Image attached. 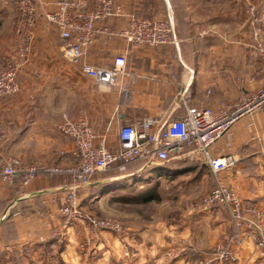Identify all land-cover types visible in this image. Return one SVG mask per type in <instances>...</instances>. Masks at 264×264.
<instances>
[{"label": "crops", "instance_id": "obj_1", "mask_svg": "<svg viewBox=\"0 0 264 264\" xmlns=\"http://www.w3.org/2000/svg\"><path fill=\"white\" fill-rule=\"evenodd\" d=\"M113 1L122 15L96 23V28L106 31L97 34L83 58L84 63L109 68L116 57H124L127 75L116 78L110 87L97 84L81 74L79 66L68 63L58 30L41 12L37 14L27 58L16 77L19 91L0 100V171L11 156L25 164L73 166L71 140L57 130L64 117L86 121L98 136L105 137L106 147L114 150L123 125L160 113L167 121L183 117L179 89H187L189 106L217 108L234 103L264 81V61L255 57L235 0ZM130 16L168 17L177 47L129 45L119 32ZM13 20L12 4L0 0V63L23 42L13 30ZM211 151L215 156L234 157L236 164L221 172L220 178L243 202L264 212V116L242 119ZM212 180L209 190L215 187ZM69 183L67 175L38 177L26 186L0 178V264L26 258L37 263L67 258L78 229H69L64 238L52 235ZM93 185L91 180L88 188ZM86 188H80V196H85ZM182 222L186 224L178 229L172 225L170 233L158 231L155 240L162 237L158 233L171 236L169 241L183 237L193 249H211L217 241L237 242L225 207L194 212ZM139 236L141 249L149 239L145 234ZM205 262L222 264L212 256ZM135 264L148 262L139 257ZM227 264H264V260L253 242L245 239L236 246V261Z\"/></svg>", "mask_w": 264, "mask_h": 264}, {"label": "built area", "instance_id": "obj_2", "mask_svg": "<svg viewBox=\"0 0 264 264\" xmlns=\"http://www.w3.org/2000/svg\"><path fill=\"white\" fill-rule=\"evenodd\" d=\"M17 12L16 34L23 42L0 63V100L18 93L17 74L26 61L28 42L32 38L35 18L41 12L44 19L58 30L63 42V57L81 74L97 84L113 86L115 79L127 75L125 59L118 56L109 68L95 67L84 63L86 49L98 33L105 28H96L98 21H105L122 15V9L113 0H10ZM251 27V47L255 55L264 61V44L260 39L258 23L260 17L254 6H248ZM119 36L135 47L155 48L167 44L177 47L173 23L167 17L130 16ZM27 41V44H23ZM177 99L185 108V115L170 121L157 114L142 119L137 124L120 127L116 149L105 145V137L98 136L84 120L72 121L64 117L57 130L71 140L70 156L76 161L73 166L25 164L20 158L8 157L0 171L5 183L17 181L26 186L38 177L53 179L67 175L70 183L64 192V201L57 210V227L54 238H60L74 220L86 221L94 227L119 230L115 223L103 222L84 213L79 200L80 188L88 187L92 178L103 172L122 175L135 164L142 169H152L169 161L201 163L214 176L215 187L190 207L199 213L211 211L215 206L225 207L234 228L238 230L237 242L233 245L218 244L214 258L222 264L236 261V246L243 240H251L255 250L264 260V212L254 205L243 202L220 178V173L233 167L236 160L231 154L215 156L211 148L223 137L229 135L232 127L244 118L256 114L264 116V81L252 91L244 93L231 104L217 108L189 106L187 89H179ZM229 141L226 146H229ZM200 155V159L196 158ZM1 255V253H0ZM202 264V263H200ZM203 264H210L205 262Z\"/></svg>", "mask_w": 264, "mask_h": 264}, {"label": "rangeland", "instance_id": "obj_3", "mask_svg": "<svg viewBox=\"0 0 264 264\" xmlns=\"http://www.w3.org/2000/svg\"><path fill=\"white\" fill-rule=\"evenodd\" d=\"M4 1L11 3L10 0ZM235 1L241 7L240 17L245 31L250 35L247 9L248 6L255 7L260 17V39L264 44V0ZM13 17V30L16 33L18 17L14 6ZM23 44H27V41ZM177 163L169 161L164 165L167 169L156 166L153 170L142 169V164L138 163L122 175L109 171L95 175L92 178L95 185L84 189V197L79 195L81 208L99 221L119 225L120 229H104L86 221L74 220L60 236L64 238L69 229H78L77 237L74 235L72 239L73 249H69L65 261L58 256L59 259L49 263L32 262L26 258L13 264H135L139 257L147 260L148 264L205 263L207 257L215 256L218 244L230 242L217 241L211 249H193L188 246L187 238L177 237L169 241L172 237L162 234L170 233L172 225L178 229L186 224L182 220L196 212L190 204L210 191L208 185L212 184L214 178L205 167L189 168V164L185 163L178 164L177 168ZM176 169H181V172L175 173ZM160 230L163 232L158 234L162 237L157 236L155 240ZM235 230L238 236V230ZM141 234H145L149 241L140 249Z\"/></svg>", "mask_w": 264, "mask_h": 264}, {"label": "trees", "instance_id": "obj_4", "mask_svg": "<svg viewBox=\"0 0 264 264\" xmlns=\"http://www.w3.org/2000/svg\"><path fill=\"white\" fill-rule=\"evenodd\" d=\"M185 163H188L189 164V168H196V167H205L203 164H201V163H196V162H191V161H188V160H184V161H179L178 163H177V168H179L178 167V164L180 165V164H185ZM165 165V164H164ZM164 165H162V166H160V167H162V169L164 168V169H167L166 168V166H164ZM175 167V168H176ZM206 168V167H205ZM153 169H155V168H152V169H150V170H153ZM181 170V169H180ZM179 169H176V171H175V173H180L181 171H180ZM98 186V185H97ZM96 186V187H97ZM95 187V186H94Z\"/></svg>", "mask_w": 264, "mask_h": 264}]
</instances>
